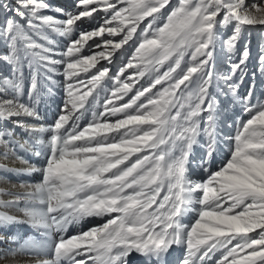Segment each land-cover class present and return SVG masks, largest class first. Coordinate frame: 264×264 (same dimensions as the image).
I'll list each match as a JSON object with an SVG mask.
<instances>
[{
  "label": "snow or ice",
  "instance_id": "6c2138e0",
  "mask_svg": "<svg viewBox=\"0 0 264 264\" xmlns=\"http://www.w3.org/2000/svg\"><path fill=\"white\" fill-rule=\"evenodd\" d=\"M70 7L52 15L49 0H0V62L12 71L0 81V121L22 130L28 140L20 146L43 156L41 167L21 173L38 171L39 181L0 189V208L22 214L0 211V242L13 245L6 254L35 256V264H131L133 255L166 264L179 248V264H264V102L253 104L251 89L239 92L249 57L243 34L264 27V0H75ZM100 13L95 28L77 31ZM49 33L67 40L61 59L53 58ZM118 55L126 59L116 72L101 63ZM221 55L229 62L223 73ZM259 64L264 75V54ZM55 65L64 68L66 99L45 126L39 77ZM228 104L247 116L232 135L217 127ZM14 135L0 129L5 156L15 151ZM93 217L103 223L66 235ZM22 224L43 243L11 233Z\"/></svg>",
  "mask_w": 264,
  "mask_h": 264
},
{
  "label": "bare ground",
  "instance_id": "6f19581e",
  "mask_svg": "<svg viewBox=\"0 0 264 264\" xmlns=\"http://www.w3.org/2000/svg\"><path fill=\"white\" fill-rule=\"evenodd\" d=\"M59 6L67 8L65 4H60ZM54 67L56 69V71L54 72H41V95L43 94V82L45 81V78L48 76V74V77H51V80L48 79L51 84L50 86H54V89H52V91L50 92L52 96H50L48 99L41 98V102L39 105V111L41 114L40 124H43L45 126L53 122L55 116H57V114L60 112L61 106L63 105V98L61 97V95L63 94V91H65L66 84L65 77L63 76V70L61 69L63 65H55ZM0 73V81H2L5 77H7V65L0 64ZM83 75L84 73H81L82 77ZM83 121L84 119L79 121V126L81 128H83L87 124H85V122ZM0 125V129H13V131L15 132V135L12 138V142L15 145V154L17 155L16 156L10 149L8 150L7 156L3 155V153L5 152V148L0 145V189H5L12 192L23 191V189H21L20 187L21 182L23 181L25 183H35L40 180V173L37 171L33 172L30 175H24L21 174L22 171L29 167H41L43 163V156L38 157L37 155H35L34 151L28 145H26L25 147L20 146L21 144H24V141L28 140L27 135L22 132V130L14 128V126L10 122L6 121H0ZM19 135H21V137ZM2 198L9 199L10 197L4 196ZM0 211L7 212L10 215H22L15 208H0ZM190 220L191 217H188L185 222L188 223ZM101 223H103L102 218H87L81 224L70 226L67 230L66 235H75L82 230H87L88 228ZM11 233L19 236L21 241L32 237L40 243H43V237H41L38 232H36L33 228L29 227L26 224L14 226L11 229ZM9 247H13V245H10L7 242H0V264H35V261L37 259V257L35 256L30 257L24 254H17L15 257H13L11 255H7L6 253ZM40 258L48 257L42 255ZM181 258L182 249L174 248L166 257V264H179ZM77 259H80V257H78ZM87 264H92V261L88 260ZM131 264H141V258L133 255L131 257Z\"/></svg>",
  "mask_w": 264,
  "mask_h": 264
},
{
  "label": "rangeland",
  "instance_id": "374dc122",
  "mask_svg": "<svg viewBox=\"0 0 264 264\" xmlns=\"http://www.w3.org/2000/svg\"><path fill=\"white\" fill-rule=\"evenodd\" d=\"M49 2L53 5L52 12L49 14L58 15L55 12V8L57 6H59L60 4H65L67 6L66 10L69 12L75 11L74 7H70L71 5H73L75 3V0H49ZM177 2H178V0H171V3L173 6H175L177 4ZM249 2H251V0H249ZM60 18H63V17H60ZM102 19H103V13L98 14L95 17V19H91V18L85 19V20H83V22H81L78 25L77 31L79 32L81 30H83V31L91 30V29L95 28L99 23H101ZM48 35L55 41L54 44L48 45L49 47H52L54 49L55 55L53 56V58L61 59L62 53L64 52L66 45H67V40L63 37H60L59 35H57L55 33H49ZM243 41L248 46L249 57H248L247 66H246L247 75L245 76L244 80L242 82H240L239 92L242 96H247L249 90L251 89L252 90V102H253V104L261 103V102H264V75H262L261 71H260L259 57L262 54H264V27L256 26V27L251 28L248 31L244 32ZM40 42H43V41H40ZM89 43L91 44L92 41H89ZM89 51H90L89 49H85V54H87ZM5 52H6V49H5L4 44L0 43V57H2L5 54ZM129 52H131V49H129ZM237 58H238V54H237V57H233V60H235ZM125 59H126V57H121L118 55L115 58V61L112 65H107V63L104 61H101V63L105 64V66H109L111 68L112 72H116L117 68L120 66V64ZM0 64L6 65L3 62H0ZM228 68H229L228 60L223 55H221L219 57V59L217 60V63H216L217 72H220V73L227 72ZM61 69L64 70L63 67H61ZM92 71H95V69H93ZM253 73H255L254 76H253ZM6 76L7 77L12 76L11 68L8 65H7V75ZM25 76L26 77L29 76V72H28L27 68H25ZM48 76H49V74H48ZM85 76H86V74L83 75V77H85ZM47 77L45 78V81L43 82V94L41 95V98H45V99H48L50 96H52V94L50 92H48L46 89H48V88L54 89V86H50L51 84H50L49 80L47 79ZM39 79L41 81V75H40ZM146 81H147V77L144 80H141L140 83L145 84ZM40 83H42V82H40ZM210 91L214 94L219 91V89L216 87L215 82L213 83V86L211 87ZM106 94L107 93H103L99 97V100L101 102L103 101L104 96ZM61 97L63 98L62 103H64V101L66 99V92L65 91H63V94L61 95ZM220 99L224 100V97L221 96ZM96 110L98 111L100 109L96 108ZM55 118H56V116H55ZM239 118L247 119V116L241 110V105H239V104H228L227 106L222 105L220 108V114L217 118L219 121V123L217 125L218 131L221 132L222 134H227V135L234 134V131L236 128V122ZM83 119H84L83 122H85V124L88 123L92 119L91 112L85 113L84 118H82L81 120H83ZM19 136L21 137V135H19ZM201 151H202L201 148H195V152L197 154H199ZM13 153L15 154V151H13ZM226 153H227V149L225 148L224 152L218 157V159L223 160L226 156ZM9 181H11V180H9ZM217 255H219V254H217Z\"/></svg>",
  "mask_w": 264,
  "mask_h": 264
}]
</instances>
